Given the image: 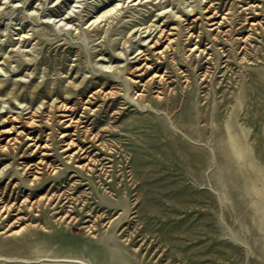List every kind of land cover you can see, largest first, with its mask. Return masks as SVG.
Listing matches in <instances>:
<instances>
[{
  "label": "rangeland",
  "instance_id": "374dc122",
  "mask_svg": "<svg viewBox=\"0 0 264 264\" xmlns=\"http://www.w3.org/2000/svg\"><path fill=\"white\" fill-rule=\"evenodd\" d=\"M209 1L0 0V264H264V0Z\"/></svg>",
  "mask_w": 264,
  "mask_h": 264
},
{
  "label": "bare ground",
  "instance_id": "6f19581e",
  "mask_svg": "<svg viewBox=\"0 0 264 264\" xmlns=\"http://www.w3.org/2000/svg\"><path fill=\"white\" fill-rule=\"evenodd\" d=\"M213 0H210L209 1V3L210 2H212ZM245 1V0H244ZM214 3H216V2H213V3H211V5L212 6H209V7H211L212 9H211V11L213 10V12H214V17L213 18H211V20H213V19H215L218 15V12H219V10H216L217 9V6L214 4ZM244 5V4H243ZM242 5V6H243ZM242 6H241V8H242ZM219 7V6H218ZM239 7H240V5H239ZM194 8V7H193ZM250 8H251V6H250ZM206 9V8H205ZM210 9V8H209ZM209 9H207V10H209ZM244 10V9H243ZM246 10V9H245ZM192 11V10H191ZM190 11V12H191ZM199 12V11H198ZM208 12V11H207ZM260 13V12H259ZM238 14V13H237ZM239 15V14H238ZM72 16V15H71ZM74 16V15H73ZM212 16V15H211ZM219 16H222V19L220 20V21H213V24H218V25H221V24H223L224 22H225V20H227V18L228 17H226V14H220ZM237 16V15H236ZM240 16V15H239ZM67 17H69V15H67ZM243 17V16H242ZM235 18V17H234ZM249 18V17H248ZM229 19V18H228ZM237 19V18H236ZM232 20V19H231ZM229 21V20H228ZM246 21H247V19H246ZM212 22V21H211ZM249 21H247V23H248ZM159 23V22H158ZM232 23H233V21H232ZM246 23V22H245ZM244 23V24H245ZM246 23V24H247ZM154 25V24H153ZM217 25V26H218ZM251 26L252 25H254V23H252L251 22V24H250ZM151 26V25H150ZM237 25L235 24L234 25V30H238V31H241V29L240 28H237L236 27ZM239 26H241V25H239ZM160 27V26H159ZM190 26L188 25V26H185V28H186V30L185 31H187V33L189 34V35H193L194 33H192V34H190L191 32L188 30V28H189ZM172 28V27H171ZM192 28V27H191ZM216 28V27H215ZM250 28V27H249ZM252 28V27H251ZM169 29V28H168ZM152 30V29H151ZM256 30V29H255ZM258 30V29H257ZM138 31V30H137ZM150 32V31H149ZM167 32H169L168 30H166V28L165 27H162L161 26V28H160V35H158L157 37H155L152 41H151V47H155V49L158 47V45H160L161 44V40L164 38V37H166L167 36V38H165L166 40L165 41H163V42H166V41H168L167 43H166V45H164L165 47H167V48H169V47H173V42L175 41L171 36H170V34H172V33H170L169 32V34L167 33ZM259 32V31H258ZM229 33V32H228ZM254 33V32H253ZM260 33V32H259ZM187 34V35H188ZM200 34V33H199ZM216 34V33H215ZM232 34V33H231ZM256 34V33H255ZM254 34V35H255ZM196 35V34H195ZM235 35V34H234ZM261 36V35H260ZM194 37H196V36H194ZM198 37V36H197ZM223 37V36H222ZM187 38H189V37H187ZM214 38H216V37H214ZM238 38V37H237ZM244 37H241V39H243ZM245 40H247V42L249 41L248 39H253L254 37H253V34L251 35V33L250 34H248L247 36L245 35ZM176 39V38H175ZM185 39V38H184ZM217 39V38H216ZM234 40V39H233ZM192 41V40H191ZM204 41V37H201L200 38V42H203ZM178 42V41H177ZM186 42V41H185ZM231 42V41H230ZM237 42V41H236ZM239 42V41H238ZM246 42V41H245ZM198 43L199 42H195L191 47H193V48H195V47H197L198 46ZM229 43V42H228ZM233 43V42H232ZM240 43V42H239ZM238 43V44H239ZM163 44V43H162ZM175 44V43H174ZM242 44V43H241ZM247 44V43H246ZM144 45V44H143ZM147 45V44H146ZM190 45V44H189ZM163 46V47H164ZM179 46V45H178ZM245 46V45H244ZM150 47V48H151ZM162 47V48H163ZM238 47H240L239 45H238ZM175 48V47H174ZM201 47L199 46V48H198V50L200 49ZM245 48H247V47H245ZM244 48V49H245ZM249 48V47H248ZM161 49V48H160ZM192 49V48H191ZM205 49H206V47L204 48V49H202V53H204V52H206L205 51ZM233 49V48H232ZM235 49V48H234ZM148 50V48L147 49H144L143 51H141V53H139V54H141V56H140V58H139V61H137V64H136V62H135V64H132L131 66L130 65H128V73L129 72H131V73H134V71H141V70H144V69H147V68H149V67H152L151 65H149L148 64V62L147 61H145L146 59L147 60H149V55H147L148 54V52H146ZM153 50H154V48L151 50L152 52H153ZM159 50V49H158ZM190 50V49H189ZM196 50V49H195ZM226 50V49H225ZM242 50V49H241ZM160 51V50H159ZM158 51V52H159ZM161 51H162V49H161ZM169 51V50H168ZM171 51V50H170ZM175 51V50H174ZM232 51V50H231ZM236 51V50H235ZM201 52V51H200ZM238 52V51H237ZM157 53V52H156ZM186 53V52H185ZM194 53V52H193ZM209 53V52H208ZM207 53V54H208ZM228 53V52H227ZM232 53V52H231ZM257 53H258V51H257ZM152 54V53H151ZM242 55H240V56H238L237 58L238 59H240V61H246L247 60V58H248V56H247V53H246V51L245 50H243L242 51V53H241ZM252 54V53H251ZM138 55V54H137ZM136 55V56H137ZM160 55V54H159ZM227 56H228V54H226ZM165 56H166V54H165ZM205 56V55H204ZM210 56H212V55H210ZM163 57V56H162ZM160 58V57H159ZM203 58V57H202ZM206 58V57H205ZM209 58V57H208ZM211 58V57H210ZM215 58V57H214ZM224 58V57H223ZM111 60V59H110ZM204 60V59H203ZM207 60V59H206ZM214 60H216V59H213V61ZM120 61V60H119ZM136 61V60H135ZM209 61V60H208ZM212 61V60H211ZM219 61H221V59H219ZM219 61H217V64H216V66H215V70H214V72H213V76H214V73L215 72H217L216 71V69H218V67H219V65L221 64L222 65V63L223 62H219ZM222 61H223V59H222ZM202 62V61H201ZM219 62V63H218ZM205 63V62H204ZM215 63V62H214ZM229 64V63H228ZM121 65V64H120ZM120 65L117 67V69L119 70V73L120 72H122V71H124L125 70V68L121 65V67H120ZM136 65V66H135ZM198 65V64H197ZM209 65V64H208ZM207 65V66H208ZM202 66H204V65H202ZM109 67H112L111 66V64H110V66ZM154 67V66H153ZM212 67V66H211ZM225 67H227V66H225ZM114 68V67H113ZM206 68V67H205ZM115 69V68H114ZM149 69H151V68H149ZM117 70V71H118ZM204 70V69H203ZM210 70V69H209ZM227 70V69H226ZM219 71H222V69L221 70H219ZM145 72V71H144ZM183 72V71H182ZM136 73V72H135ZM143 73V72H142ZM157 73V72H156ZM156 73H154V75L153 76H151V78L152 77H154V82L156 83V82H159V83H163V84H165V82H166V80L167 79H165V76L164 75H162V74H156ZM165 74V73H164ZM204 75H207V73H205ZM169 76V75H168ZM205 77V76H204ZM206 78V77H205ZM130 79L131 80H133V78H131L130 77ZM153 79V78H152ZM203 80V79H202ZM136 82V81H135ZM15 83V82H14ZM146 83H147V81H146ZM94 84V83H93ZM105 84V83H104ZM158 84V83H157ZM108 85V84H107ZM135 85H136V83H135ZM146 85V84H145ZM150 85V84H149ZM166 85V84H165ZM170 85V84H169ZM19 86V85H18ZM76 86L77 85H73L72 87H68L67 89H66V92L68 93V94H71L73 91H75V89H76ZM88 86H91V85H88ZM100 86V85H99ZM140 86V85H139ZM142 86H144V83L142 84ZM84 87V86H83ZM87 87V86H86ZM136 87H138V86H136ZM153 87V86H152ZM157 87H158V85H157ZM101 88V87H100ZM154 88H156L155 86H154ZM11 89H12V87H11ZM88 89V88H87ZM86 89V90H87ZM158 89V88H157ZM166 89H168V88H166ZM85 90V91H86ZM91 90V89H90ZM100 90V89H99ZM146 90V89H145ZM163 90H165V89H163ZM162 90V91H163ZM26 91V90H25ZM33 92H34V90H32ZM36 91V90H35ZM51 91V90H50ZM77 91V90H76ZM84 91V90H83ZM84 91V92H85ZM97 91V90H96ZM103 91V90H102ZM105 91V90H104ZM135 91H138V90H135ZM156 91V90H155ZM23 92V91H22ZM49 92V91H48ZM106 92V91H105ZM0 93H7V95H8V93H20L18 90H14V89H12V90H7L5 87H0ZM26 93V92H25ZM29 93H30V90H29ZM52 93V92H51ZM157 93H158V95H159V93H161V90L160 91H158L157 90ZM22 94H24V93H22ZM36 93L34 92V95H35ZM115 94H117V96H122L121 94H120V91H118V90H109V92H108V94L106 93V95H115ZM140 94V93H139ZM142 94V93H141ZM15 95V94H14ZM92 95V94H91ZM9 96H11V94L9 95ZM16 96V95H15ZM23 96V95H22ZM32 96V95H31ZM142 96V95H141ZM144 96H146L145 94H144ZM160 96V95H159ZM52 97V96H51ZM67 98L68 97H66V99L63 101V99L61 100V101H55V99H54V101H52V103H50V105H49V110H51V109H57V110H63V111H65V113L62 115V117H66V116H69V118L67 119V121L65 122V124L66 123H68V126L70 125V124H72L73 122H74V119H75V117L76 116H73L74 115V111H72L73 109L70 107V106H68V102H67ZM161 98V97H160ZM71 108V109H70ZM32 112H31V115H29L27 118V120L25 121L27 124H30V126H31V124L33 125V124H35L37 121V119H35V115H36V113H37V110H31ZM68 111H72L71 113L70 112H68ZM49 112H47V115H46V121L47 122H49L50 120H51V117H49ZM14 117H21V115L20 114H17V115H15ZM13 117V118H14ZM7 119H9V118H7V117H5V120L4 121H6ZM63 119V118H62ZM78 120H80V118H78ZM82 120V119H81ZM62 121V120H61ZM65 121V120H64ZM80 122V121H79ZM51 123V122H50ZM11 126H13V125H11ZM10 128H12V127H10ZM8 129V130H11V129ZM88 128V127H87ZM18 130V129H17ZM27 134V133H26ZM66 135L65 136H68V135H71V134H69L68 132L67 133H65ZM100 134V133H99ZM18 135V134H17ZM28 135V134H27ZM95 136H97V135H95L94 134V137ZM12 139L11 140H14L15 141V139H17V136H15V137H11ZM31 139V138H30ZM8 140V139H7ZM18 140V139H17ZM35 140V139H34ZM67 140V139H66ZM36 142V141H35ZM34 142V144H35V146H42L41 144H38V143H35ZM46 144V146H48L49 144H48V142H46L45 143ZM75 144V140L73 139V138H70L69 139V141L66 143V152H68L69 150H71V148L73 147V145ZM45 146V145H44ZM64 146V147H65ZM43 147V146H42ZM76 147V146H75ZM78 147V146H77ZM41 150V149H40ZM81 150H83V152H85L87 149L85 148V150H84V147L83 146H81V147H79V151H81ZM87 153V152H86ZM44 154H46V153H44ZM69 154V153H68ZM78 154L76 153V154H74V152H70V154L69 155H66L67 156V158H69V159H73L74 157H76ZM80 157V156H79ZM41 161V160H40ZM39 161V162H40ZM72 162V161H71ZM26 164V163H25ZM47 165H50L51 166V164L50 163H47ZM26 166H29L28 164H26ZM56 167H53V169H55ZM2 171V170H1ZM32 175H33V179L34 178H38L37 177V174H35L34 172H32ZM64 193V192H63ZM55 195V194H54ZM62 195V194H61ZM64 195V194H63ZM52 197V195L51 196H49V197H47V199H50ZM1 200V199H0ZM13 206V204H11V205H8V204H4L1 208H0V213H1V211H4L3 213H1L0 215H2V216H6L7 215V213H9L10 212V210H11V207ZM18 221V220H17ZM10 230L12 231V232H14V233H19V231H20V229L19 230H13V228L11 229L10 228ZM12 234V233H11ZM12 235H14V234H12Z\"/></svg>",
  "mask_w": 264,
  "mask_h": 264
}]
</instances>
